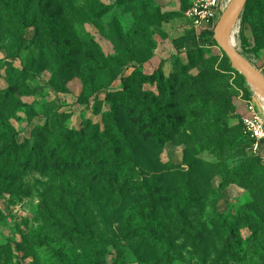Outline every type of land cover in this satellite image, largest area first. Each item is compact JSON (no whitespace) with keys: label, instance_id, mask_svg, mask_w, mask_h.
<instances>
[{"label":"rangeland","instance_id":"obj_1","mask_svg":"<svg viewBox=\"0 0 264 264\" xmlns=\"http://www.w3.org/2000/svg\"><path fill=\"white\" fill-rule=\"evenodd\" d=\"M189 3L0 0V264H264V140L254 152L245 124H264V99L210 34L189 32ZM231 40L264 72V0L247 1ZM108 127L131 181L113 193L90 169L25 160L68 138L89 152ZM146 223L154 237L127 234Z\"/></svg>","mask_w":264,"mask_h":264},{"label":"trees","instance_id":"obj_2","mask_svg":"<svg viewBox=\"0 0 264 264\" xmlns=\"http://www.w3.org/2000/svg\"><path fill=\"white\" fill-rule=\"evenodd\" d=\"M189 6V5H188ZM111 6L106 5L102 6V10H108ZM43 19V18H42ZM43 23L46 27H49V21L48 19H43ZM31 26L35 25L34 19L32 18L29 22ZM202 34H210L213 37V29L207 30L202 32ZM123 90L120 91V102H122L124 99H126V105H131V110L134 108H139L138 114L135 116L136 123L140 124L141 120H143V117L145 115L146 108L143 105H140L139 103H134L129 99L130 91L128 90L129 84H128V78L123 77ZM159 87H161V83H159ZM132 102V103H131ZM112 118L114 119V124L116 128H118V132H121V128L118 126V123L116 122L114 118V114H112ZM154 117H150L147 119L146 124H144L143 129L144 131L152 134L155 138V140H159L160 135L156 132V126L153 124ZM114 128H107V131H103L101 135H95L92 138L91 144L93 146L92 150L87 152L85 148L78 149L76 148L77 142H70V138L66 141L65 145H62V147H59L61 145L55 144L53 146H49L48 149V159L44 156L42 151V148H40L41 145H39V152L35 153H28L25 155L26 162H30V159L33 158V164L36 166H39L42 170H46L49 167L52 168L55 172H70L71 168H85L90 169L89 175L98 181H100L102 184H104V188L108 190V192L113 193L114 189L113 186H126L130 185L128 179L123 177V173L118 172V170L127 168V165L124 162V159L127 158L125 154H122V150H124V147H119L120 143H116L113 141L111 133L113 132ZM124 140H121V142H125L128 144V140L125 138V135L120 133ZM120 134H118L120 136ZM51 133L48 131L46 132V136H50ZM42 133L37 134L38 140L43 144L44 138ZM251 140V139H250ZM119 142V141H118ZM252 143V140H251ZM263 142L260 141L259 148L257 150L260 151L262 148ZM104 146L106 148L104 149ZM103 148V151L108 152V156L105 158L101 154V149ZM121 149V150H120ZM67 151V152H65ZM100 153L101 160L98 161V156H94L93 154ZM256 152V153H257ZM86 162V163H85ZM106 166H109L106 170ZM120 169V170H121ZM134 170V168H132ZM118 172V174H117ZM239 172L236 171L232 174V179L236 180L239 176ZM144 221V219H141ZM154 221V220H153ZM152 221V222H153ZM154 223V222H153ZM71 233L74 232V230L70 231ZM139 233V234H146L150 237H154V235L150 231V223H146L141 227H135L133 229L128 228L127 234L131 233Z\"/></svg>","mask_w":264,"mask_h":264},{"label":"water","instance_id":"obj_3","mask_svg":"<svg viewBox=\"0 0 264 264\" xmlns=\"http://www.w3.org/2000/svg\"><path fill=\"white\" fill-rule=\"evenodd\" d=\"M248 0H230L220 13L214 27L213 39L223 51L231 66L243 75L250 86H255L264 92V72L240 54L228 37V29L234 20L239 19Z\"/></svg>","mask_w":264,"mask_h":264},{"label":"built area","instance_id":"obj_4","mask_svg":"<svg viewBox=\"0 0 264 264\" xmlns=\"http://www.w3.org/2000/svg\"><path fill=\"white\" fill-rule=\"evenodd\" d=\"M230 0H190L185 11L190 27L189 32L198 36L200 33L213 29L220 13ZM246 128L252 140L251 147L257 152L260 141L264 140V124L259 117L247 118Z\"/></svg>","mask_w":264,"mask_h":264},{"label":"bare ground","instance_id":"obj_5","mask_svg":"<svg viewBox=\"0 0 264 264\" xmlns=\"http://www.w3.org/2000/svg\"><path fill=\"white\" fill-rule=\"evenodd\" d=\"M237 19L233 21V23L230 25L229 29H228V37H229V40L231 42V45L233 46V41L231 40V31L236 23ZM254 91L259 95L261 96L263 99H264V92L261 90V89H258L257 87L255 86H251Z\"/></svg>","mask_w":264,"mask_h":264}]
</instances>
